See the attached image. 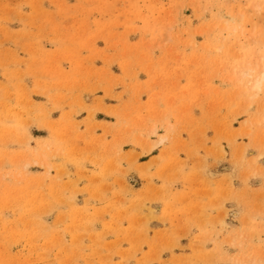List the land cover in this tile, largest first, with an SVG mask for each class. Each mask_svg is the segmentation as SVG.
<instances>
[{"label":"rangeland","instance_id":"obj_1","mask_svg":"<svg viewBox=\"0 0 264 264\" xmlns=\"http://www.w3.org/2000/svg\"><path fill=\"white\" fill-rule=\"evenodd\" d=\"M263 52L264 0H0V264H264Z\"/></svg>","mask_w":264,"mask_h":264},{"label":"crops","instance_id":"obj_2","mask_svg":"<svg viewBox=\"0 0 264 264\" xmlns=\"http://www.w3.org/2000/svg\"><path fill=\"white\" fill-rule=\"evenodd\" d=\"M158 134H160V133H158ZM158 138H157V136H153V138H151L150 140L151 141H156ZM161 146H155L154 148H152L149 152H147V153H141V154H139V156H137V159H136V163H134L133 165H135L136 166V169H138V170H143V166L146 164V163H148L150 160H152L154 157H156L157 155H158V152H157V150L160 148ZM130 151H133L134 153H140L141 151L139 150V149H137V148H135V149H132V148H130V147H128V148H126L125 146L123 147V149H122V152L123 153H129ZM123 162H126L125 164H128V159H125ZM152 168H153V166H151L150 167V170H152ZM191 171V170H190ZM193 172V170L191 171V173ZM182 174H185L184 172L182 173ZM213 175V177H212V175ZM222 174V171H220V172H218V173H215V172H209V173H206L205 175L204 174H197L196 176L197 177H199L200 175H202V178L205 180V176L208 178V179H210V181L212 180L213 181V184H210L209 183V185H210V187L212 188V189H216L217 187H215L216 186V181H218L219 180V178H220V175ZM201 178V177H200ZM198 183L199 182H197L194 178H193V180L191 181V178H190V181L188 182V185H186L185 187H183V185L184 184H182L181 185V188H179V187H177V195H178V197H180V196H183L184 195V193L186 194V193H189L190 192V190H192V189H196L197 187H198ZM188 187V188H187ZM200 188V187H199ZM194 189V190H195ZM185 190H187V191H185ZM200 190H201V188H200ZM183 192V193H182ZM194 202H196V201H194ZM199 202H201V203H199ZM198 202V204H197V202H196V204H193V205H190V209H191V212H193V210H194V212L196 213L200 208H199V204H202V206L203 205H208V206H211V200L209 199V200H206V199H201L200 201ZM177 204V207H182L183 208V204L181 205V203L180 202H177L176 203ZM213 208H212V210L210 211V212H212V215H213V217H214V219H216L217 217H219L220 215H221V213H222V210H221V206H214V204H213V206H212ZM201 211V210H200ZM188 212H190V211H188ZM184 215H188L189 213H183ZM154 223V222H153ZM193 223H194V225H195V223H196V220H194L193 221ZM155 225L157 226L156 228H161L162 227V225L161 224H159L157 221L155 222ZM183 225H180L179 226V228H178V231H181V229H180V227H182ZM234 226H237L236 224L234 225ZM218 226H216V228H217ZM191 231H192V235H196L197 233H198V228L196 227V226H193L192 227V229H191ZM183 240V239H182Z\"/></svg>","mask_w":264,"mask_h":264},{"label":"bare ground","instance_id":"obj_3","mask_svg":"<svg viewBox=\"0 0 264 264\" xmlns=\"http://www.w3.org/2000/svg\"><path fill=\"white\" fill-rule=\"evenodd\" d=\"M256 60H255V64L253 66H249L248 68H246L245 70H239L240 71V75L244 76L245 78H247L246 80V84H243V87L246 90H250L252 91V93H254L252 96H256L258 95V93L262 92L263 93V97H264V52L260 53L256 56ZM255 59V58H254ZM253 59V60H254ZM252 63V62H251ZM239 74V73H238ZM239 75V76H240ZM241 78V77H240ZM229 79V77H228ZM233 79V78H232ZM242 79V78H241ZM230 80V79H229ZM241 82V81H240ZM241 86V85H240ZM250 93V92H249ZM254 96V97H255ZM262 97V96H261ZM260 97V98H261ZM250 99V98H249ZM253 101V100H252ZM259 102V100H257ZM263 104V102H262ZM262 106V105H261ZM260 107V105L258 106ZM264 107V104H263ZM260 109V108H259ZM262 114V113H261ZM262 116V115H261ZM251 117V116H250ZM263 117V116H262ZM264 118V117H263ZM257 119V118H256ZM249 121V120H248ZM256 121V120H255ZM253 122V121H252ZM262 123V122H261ZM249 128V127H248ZM247 128V129H248ZM244 129V128H243ZM250 129V128H249ZM251 130V129H250ZM156 131V129H155ZM152 132L154 133V129L152 128ZM245 132V131H244ZM248 133H250L248 131ZM247 135V134H246ZM163 135H160L159 139L157 140V142H162L164 140V137H162ZM30 137V136H29ZM161 144V143H159ZM151 149V148H150ZM149 149V150H150ZM37 151V150H36ZM256 158V157H255ZM254 159V158H253ZM158 161V160H157ZM150 163V162H149ZM155 163V162H154ZM256 163V162H255ZM43 164V163H42ZM50 164V163H49ZM151 164V163H150ZM150 166V165H149ZM147 165V168L149 167ZM234 213H237L236 211ZM236 215V214H235Z\"/></svg>","mask_w":264,"mask_h":264}]
</instances>
